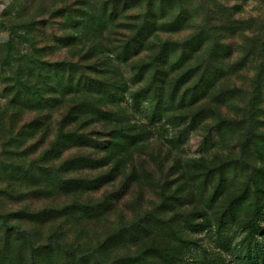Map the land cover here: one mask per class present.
I'll use <instances>...</instances> for the list:
<instances>
[{
  "label": "rangeland",
  "instance_id": "374dc122",
  "mask_svg": "<svg viewBox=\"0 0 264 264\" xmlns=\"http://www.w3.org/2000/svg\"><path fill=\"white\" fill-rule=\"evenodd\" d=\"M215 1L232 9L236 19L252 20L251 30L218 44V32L205 34L207 44L196 52L194 37L206 26L207 14L200 0H185L191 19L183 30L152 39L154 45L170 43L159 60H167L165 95L178 92L189 107L155 123L128 112L119 128L94 123L86 130L99 134L107 148L110 132L137 129L144 141L135 146L69 149L44 160L62 116L80 100L63 97V87L80 73L94 78V70L118 66L128 89L121 108L131 109V97L143 95L149 84L131 85V66L150 60L121 65L101 54L88 24L102 17L110 0H0V37L6 40L0 41V215L12 228L13 264H28L29 241L37 249V264H131L150 245L173 251L137 264H186L190 254L183 242L214 250L219 264H264V73L255 51L264 0ZM158 4L147 12L140 1L119 22L160 17ZM162 7L168 17L159 27L179 13L176 3ZM227 53L231 58L223 61ZM152 96L159 105L157 94ZM141 105L150 112L148 101ZM168 106L163 99L161 107ZM88 158L109 162L98 167L101 162L82 161ZM73 161L82 168L65 172ZM6 165L21 170L5 171ZM80 186L90 190L69 191ZM148 215L152 223L139 231L141 237L150 232L147 238L136 244L121 238L124 229ZM173 237L182 242L173 243Z\"/></svg>",
  "mask_w": 264,
  "mask_h": 264
},
{
  "label": "trees",
  "instance_id": "16d2710c",
  "mask_svg": "<svg viewBox=\"0 0 264 264\" xmlns=\"http://www.w3.org/2000/svg\"><path fill=\"white\" fill-rule=\"evenodd\" d=\"M123 0L124 5L120 7L122 0H110V3L102 13V17H93L88 27L91 29L90 34L93 35L94 40L98 42V46L103 52L101 54L112 55L114 60L112 62L119 63L121 65H128L131 62L136 60H150L148 64L140 65V67L131 66V71L133 74V79H131L130 84L134 86H139L142 83L149 81L147 89L143 95L135 94L131 97L133 105L131 109L121 108L122 104L127 101L125 94L128 89L126 84H124L123 75L120 74L118 66H112V68L107 70H94V78H86L85 74H81L76 81H70L68 86L62 88L61 95L68 96L73 95L75 98L80 99L75 106L71 107L66 115L62 116V119L59 121V128L57 130V135L52 143V150L46 153L44 160L46 158H51L50 155L55 154V157H59L60 153L64 150L77 149L85 150L90 149L92 151H110L111 149H122L127 148L131 145L135 146L142 143L144 140L141 137V134L135 132L137 129L125 130L120 129L117 134L115 132H110L111 139L109 140V146L103 148L104 142H101L99 134L94 131L87 132L86 130L93 126L94 123H106V124H115L116 127H121L123 124V119L120 117L131 113L130 115H144L148 118L150 123L160 122L164 120L163 117L169 112H174L176 110H183L189 105L184 104V100H179L178 92L173 93L171 97L165 95V86L166 83L162 78L166 77L167 60L163 61L162 64L159 63L163 55L168 54L170 48V43H160L159 45H154L152 39L157 33H179L183 30L185 23H188L191 17L185 12L183 2L185 0H133L138 3L145 2V10L147 12H152L154 5L158 2V14L160 17L149 18V16L137 15L135 17H129L131 19V24H123L119 22V17L121 14H124L130 10L138 9L139 6L131 5V0ZM132 1V2H133ZM234 0H226L225 3H229ZM242 1V0H241ZM246 1V0H243ZM202 5L205 7V13L207 14L206 26L202 27L194 37L198 38L196 52L200 49H203L207 44V39L205 34L218 32V36H215V42L218 44V41H232L234 36L237 34H242L251 30L250 24L251 21L244 22L235 18V12L232 9H229L228 6H218L216 1L208 2L207 0H200ZM166 3L169 5L168 9H171L172 5L176 3L178 5L179 13L171 19L167 24L163 26H158L162 23L168 16L166 14V8L162 7ZM162 5V6H161ZM109 7V10L107 9ZM184 16V17H183ZM198 30V29H197ZM261 37L258 39V44L255 46V51L259 54L261 58L262 65L260 66V74L264 73V28L261 30ZM0 41L3 43L6 40H3L0 37ZM10 44V38L7 40ZM216 44V45H217ZM223 48V43L220 44ZM183 53L186 52V48H182ZM155 55L153 56V54ZM231 53H227L224 60H229L231 58ZM168 57V56H167ZM82 72V69L80 70ZM108 78L101 79L102 77ZM101 77V78H100ZM75 84L73 85V83ZM20 85V83L18 82ZM147 84V83H146ZM145 84V85H146ZM168 91V90H167ZM157 94V99L161 102L156 103V100L152 98L153 94ZM48 95V93L46 94ZM168 107H161L164 96ZM44 95H40V99ZM160 97V98H158ZM203 97L199 99L196 98V101L191 105H195ZM162 99V100H161ZM177 101L179 105H175ZM148 101L150 104V112L145 111L142 107L141 102ZM118 108L117 113H113V107ZM39 107V106H38ZM165 122V121H164ZM158 124V123H157ZM162 127V126H161ZM162 129V128H159ZM110 148V149H108ZM82 160V159H77ZM87 163H93V166H96L97 163L101 164L98 166H104L109 160L97 161L93 159H83ZM65 164L62 165L64 167ZM82 168V164H79L78 161H73L72 165L65 169V172L76 171L77 169ZM21 167L16 165H6L5 171H19ZM85 187L80 186L69 191L84 190ZM86 189V188H85ZM90 190V189H86ZM161 211V209H159ZM148 215L145 219H140L132 226L124 229V232L121 234V238H128V242L131 244H136L138 241L143 240L151 234L147 232L144 236H140L139 231L145 228L144 223H152ZM23 219V218H21ZM259 219V215H254V221ZM149 220V221H148ZM158 221V219L156 220ZM147 224V225H148ZM173 222H166L167 229L174 234L176 228H172ZM158 226V223H156ZM160 227V226H159ZM12 228L7 227V216L0 215V264H13L11 259V252L13 248L12 242ZM117 234L112 235L116 237ZM170 239V238H169ZM173 243H180V240H174ZM28 241V240H27ZM185 246L189 249L188 252L190 257L186 260V264H219L217 254L214 250L201 249L195 246V243L183 242ZM29 245V261L28 264H37L36 252L30 241ZM177 246V245H175ZM173 248L159 249L152 245L146 248L144 251L140 252L141 254L134 259H130L131 264H137L139 261L144 259H150L157 255L158 253L170 254ZM94 264H105L98 261H95Z\"/></svg>",
  "mask_w": 264,
  "mask_h": 264
}]
</instances>
